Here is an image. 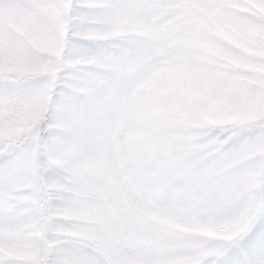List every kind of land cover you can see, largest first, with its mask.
<instances>
[{"label": "snow or ice", "instance_id": "1", "mask_svg": "<svg viewBox=\"0 0 264 264\" xmlns=\"http://www.w3.org/2000/svg\"><path fill=\"white\" fill-rule=\"evenodd\" d=\"M0 264H264V0H0Z\"/></svg>", "mask_w": 264, "mask_h": 264}]
</instances>
